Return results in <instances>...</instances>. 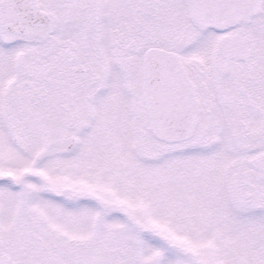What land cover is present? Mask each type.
<instances>
[{"label": "snow or ice", "instance_id": "6c2138e0", "mask_svg": "<svg viewBox=\"0 0 264 264\" xmlns=\"http://www.w3.org/2000/svg\"><path fill=\"white\" fill-rule=\"evenodd\" d=\"M0 264H264V0H0Z\"/></svg>", "mask_w": 264, "mask_h": 264}]
</instances>
